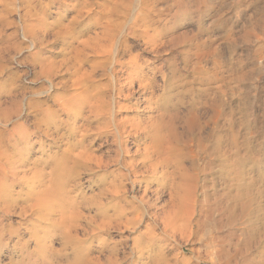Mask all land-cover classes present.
<instances>
[{
  "label": "clouds",
  "instance_id": "clouds-1",
  "mask_svg": "<svg viewBox=\"0 0 264 264\" xmlns=\"http://www.w3.org/2000/svg\"><path fill=\"white\" fill-rule=\"evenodd\" d=\"M12 2L0 264H264V0Z\"/></svg>",
  "mask_w": 264,
  "mask_h": 264
},
{
  "label": "rangeland",
  "instance_id": "rangeland-1",
  "mask_svg": "<svg viewBox=\"0 0 264 264\" xmlns=\"http://www.w3.org/2000/svg\"><path fill=\"white\" fill-rule=\"evenodd\" d=\"M22 14L23 10H18V6L13 3L12 0H7L6 4H0V57L8 55V53L5 52V48H9V50H11L9 42H13L16 38H13L14 40L8 38L13 32H20L22 24L20 17ZM50 38L51 37L49 35L48 39ZM94 43H96L95 40ZM38 46L39 45H37V47Z\"/></svg>",
  "mask_w": 264,
  "mask_h": 264
},
{
  "label": "bare ground",
  "instance_id": "bare-ground-1",
  "mask_svg": "<svg viewBox=\"0 0 264 264\" xmlns=\"http://www.w3.org/2000/svg\"><path fill=\"white\" fill-rule=\"evenodd\" d=\"M10 9V8H9ZM8 10V9H7ZM8 24V23H7ZM6 25V24H5ZM9 39V38H8ZM14 40V39H13ZM95 42L96 43H94V41L92 42V44H91V47H90V50H92V51H100L101 49H102V47H103V44H102V37H97V38H95ZM7 44V43H6ZM9 44L10 45H12L13 44V42L12 41H10L9 42ZM8 44V45H9ZM38 45V44H37Z\"/></svg>",
  "mask_w": 264,
  "mask_h": 264
}]
</instances>
